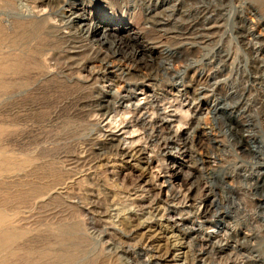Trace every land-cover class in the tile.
I'll return each instance as SVG.
<instances>
[{"label":"rangeland","instance_id":"374dc122","mask_svg":"<svg viewBox=\"0 0 264 264\" xmlns=\"http://www.w3.org/2000/svg\"><path fill=\"white\" fill-rule=\"evenodd\" d=\"M71 7L86 20L72 22ZM19 17L31 24L14 47L24 71L0 94V148L13 156L0 206L25 232L13 262L44 264L38 253L55 240L43 227L68 223L80 231L67 264H226L259 252L249 264H264V0H0L5 29ZM95 20L128 24L158 52L153 66L139 69L128 47L114 57L87 32ZM104 94L121 105L105 113ZM109 129L125 154L109 151ZM224 223L239 227L236 240ZM207 232L215 248L203 251Z\"/></svg>","mask_w":264,"mask_h":264},{"label":"bare ground","instance_id":"6f19581e","mask_svg":"<svg viewBox=\"0 0 264 264\" xmlns=\"http://www.w3.org/2000/svg\"><path fill=\"white\" fill-rule=\"evenodd\" d=\"M72 10H75V9H73V7H71L70 8V13L68 15V18L72 22L73 21L84 22L86 20V17H85L83 12H76V10L75 11H72ZM34 17H35V19H37V20H39L41 22H43V21L46 22L47 21V18H45V15L43 17H40V15L39 16L36 15ZM21 18H23V17H21ZM16 20H17L15 22V26L16 27H15L14 30H12V29H5L4 23L0 19V36L5 37L6 40H7L6 44L10 46V48L5 52L6 54L0 49V94L2 93L3 88L12 87L13 85L18 84V82L12 80V76L14 74H19L20 75L21 72L24 71L23 70L24 69V67H23L24 57H23L22 54H20V52L16 53L14 47L22 46L21 38L23 39L24 38L23 36H26V39L31 37L29 35V31H28V27L31 26V24L28 21H26L25 18L21 20L20 17H19ZM31 21H32V19H31ZM91 22L92 23L89 25V27L86 28L87 32L92 37L101 38L100 40L102 41V43L104 45H108V48L112 51V54H113L114 57L118 56V55H122V53H124L123 52V47H128V48H130L132 50V54H133L134 60L136 62V66L139 69L140 68L146 69L149 65H151V63H153V58H151V54H153L155 56V54H158V52H156V50H155V48L153 46H143L142 42H140L141 41V36L138 33H132L130 31L131 29L129 28L128 24H126L124 22H121V23L119 22V24L113 25L110 22H106V21L103 22V21H96V20L95 21H91ZM32 23H35V22L32 21ZM36 23H37V21H36ZM82 25H84V24H82ZM7 30H9V31H7ZM115 31H118V33L117 34L114 33ZM31 40H32V38H31ZM133 57L131 58L132 61H133ZM114 62H116V61L114 60ZM110 63H111V61H110ZM134 65H135V63H134ZM151 66H153V65H151ZM126 68H127V66H126ZM105 71L108 74V77H112V76L116 75L120 71V66L118 67V66L112 65V63H111L109 65H106ZM3 77H7V80L4 81ZM106 97L107 96L104 94V95H102L100 97V100H99V104L102 107V109L105 110V113L108 111V109L112 105H115L116 103L119 104L122 101L120 98H118V99H115L113 102H111V101L107 100ZM120 105H121V103H120ZM133 118H135L136 120L137 119L139 120L141 118V115H134ZM155 122L158 123L161 126H165L166 127V125H167V120H164V119H159V120H156ZM167 132H168V135H169L168 138H167V143L171 144V143H173L172 141H173L174 137L176 136V134L172 130H169ZM198 136L199 135L197 134L196 137L198 138ZM105 137H106V139L108 138V140H109V142L106 143L109 151H117V152H119L121 154H125L128 151L127 149H125V147H123L120 144V142H119L120 137L119 136L116 137V132L115 131H110V129H109V131H105ZM14 160H15V158H14ZM12 163H13L12 154L10 155V154H8L7 151H5L4 149L0 148V179L7 177V176H5L6 170H7L6 168H8L7 165H10ZM16 164H18V163H16ZM10 166H12V165H10ZM179 166L180 165H176L175 164V165H173L171 167L169 175H168L169 179L175 178V177L178 176L179 168H180ZM19 167H16L14 169L15 171H13V169H12L13 166H12V168L10 167L12 169V172H15L14 175H16V173L20 171ZM9 174H10V172H9ZM184 185H186V182L184 183ZM190 193H192V189H190ZM175 195L176 194H173L170 198L174 199ZM189 198H191V196ZM212 202H213V200H210V199H208V200L203 202V207H202V210H201V212H200V214L198 216L199 220L197 222V225H198L199 229H201L205 224H208V222H209V221H207V218H208L209 212H210L209 207H210V204ZM213 206H215V205H213ZM170 210H171V212H176L177 211V207L172 205V206H170ZM225 212H227V211H225ZM223 213L224 212L222 211V214ZM16 216H17V212L15 210L6 208V206L5 207L0 206V251L3 250V249L5 250V254L3 255V258L2 257L0 258V264H16V263L13 262V259H11V258H13V256L16 253V251L18 250L15 247V245L17 244V243L15 244V242L18 241L19 239H21L24 236V234H25V232L23 230H21L20 227H18V224L15 221ZM221 218H225L224 215L223 216L221 215ZM220 220L222 221V219H220ZM220 220L216 219V222L215 223L212 222V223H210V225L213 224L212 227H216V224L219 223ZM240 221L243 222V220H240ZM240 221H238V222H240ZM182 223H184V222H182ZM243 223H245V222H243ZM239 224H238V226H239ZM248 224H251L250 221H249ZM253 224H254V222H253ZM45 227H43L44 231L48 232L50 234V236H52L54 238L55 244L47 245L45 248H43L38 253L39 256L41 257V259L44 260V264H67V263L71 262L73 259L78 257L77 256V254H78L77 252L78 251H77V249L75 247V240H76L75 236L80 231V225L79 224H68V223L57 224V225L51 224L50 226H48V227L45 226ZM238 228H237L236 225H230L229 223H224L222 229H223V232H224L225 239L229 240V241L232 240V239L236 240L237 235L239 234V230H240V229L238 230ZM204 236H205V238H203V239L200 238L202 241L199 240L200 244L204 247L203 251H205V250H213L215 248V246H214V244L211 241V233L207 232ZM243 238L244 237H242V239ZM240 241H241V239H240ZM243 241L245 242L244 239H243ZM242 244L243 243L241 242L240 245H242ZM244 244H246V243H244ZM234 245H235V243H234ZM246 248H248V247H246ZM206 253H207V251H206ZM256 253H257V251H256ZM259 253H258V255H259ZM258 255H251V256L248 257V254H247V257L246 256L243 257L244 259L242 258L243 260L240 261V262L239 261L237 262V261H234L233 259H229L228 258L229 261L226 264L257 263V261H259L258 260ZM217 257H219V256H217ZM261 257H262V255H261ZM261 262H260V264H261Z\"/></svg>","mask_w":264,"mask_h":264}]
</instances>
